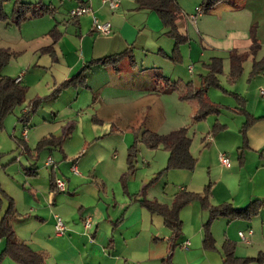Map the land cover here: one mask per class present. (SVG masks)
Listing matches in <instances>:
<instances>
[{
  "label": "crops",
  "instance_id": "0c3cea01",
  "mask_svg": "<svg viewBox=\"0 0 264 264\" xmlns=\"http://www.w3.org/2000/svg\"><path fill=\"white\" fill-rule=\"evenodd\" d=\"M21 1L47 5L53 9V14L27 20L28 23L18 27L20 33L30 23L33 26L41 23L46 24L44 26L49 27L48 30L57 27L58 35L54 43L53 38L46 32L14 38L11 41L20 46L19 49L31 51L34 57L27 66L19 67L11 77L27 88L26 100L22 107L14 110L15 116L6 120L4 127L0 129V218H3L9 206V201L5 198L7 196L12 199L16 213L15 216L7 218L16 240L36 253L41 264H162L169 255L172 264H176L179 255L184 257L186 264H223L225 242L234 247L235 257L249 259L247 264H264V208L250 222L227 219V223H219L220 233L213 227L212 221L209 231L214 245L211 249L204 248L202 228L188 231L185 228L183 230V226V234L179 233L177 240L181 251L171 248L169 239L172 232L163 218L150 213L139 203L143 198L141 193L146 187V181L160 174L154 184L147 187L144 196L149 201L171 205L177 192H168L169 177L163 180V174L169 173L164 171L168 152H146L142 157L146 167L142 166L138 182L135 174L122 187L127 159L119 161L116 152L119 150L128 154L129 145L135 137L134 129L138 126H132L131 120L124 118L127 123L121 128L122 124H118L120 119L109 120L105 115L98 117L96 111L89 116L82 112L81 108L84 106L80 98L87 99L88 94L93 100L97 96L98 102L108 106L120 104V100L123 104L134 105L141 102L144 95L157 94L160 99L161 96L175 94L179 104L195 102L181 101L176 92L163 94L154 90L153 80L145 82L144 68L138 69L134 64L130 66L128 61L120 63L117 70L92 66L85 73L86 86H70L59 92L56 98L50 96L58 86L75 77L89 62L134 48L144 31L141 27L146 26L148 21H160L156 13L149 9H138L135 0H121L114 10L102 0ZM178 1L180 8L175 1L178 8L176 20L178 25L187 27V58L191 63L207 53L210 55L209 60L221 58L223 63L227 62L230 66L228 58L232 50L239 53L248 51L252 35L250 27L255 29V37L259 43L264 42L260 27L264 23V0H245V5L242 6L238 5L239 0L218 3L213 10L224 12L225 16L232 19L233 21L227 22L230 26L221 29L222 22L210 25L201 17L197 23L198 29L193 33L189 26L196 25L195 18L191 17L201 8L197 6L200 0H194V11L186 8L181 0ZM12 6L13 3L9 7V14L7 6H3L6 15H10ZM78 6L89 8L90 14L73 19L70 12ZM247 6L256 10L253 17L257 18L250 21L248 27L240 24V16L236 15L237 9ZM93 19L100 23H109L110 33L102 35L96 32ZM130 21L146 23L135 26ZM49 46H52L53 55L42 52ZM262 57L264 54L260 59ZM246 61L252 64L253 58L249 57ZM206 65L202 63L207 71ZM38 70L50 73L52 83L47 85L46 94L36 92L33 97L40 98L42 95L53 102L47 113L42 111L38 114L37 110L27 123H23L20 118L28 109L27 102L31 99L27 100V95L35 82L31 79ZM193 70L194 67L188 66L190 74ZM262 72L256 85L249 84L247 88H242V92H237L244 96V102L242 105L239 102V106L246 113L243 114L245 122L248 116L255 121L246 132L245 144L240 134L241 139L236 138L232 142L238 157L234 169L221 170L220 173L214 171V176L212 175L209 202L213 206L229 201L236 194L233 190L235 186L237 191L240 190V184H235V180L238 182L241 176H247L250 182L264 178V99L260 94L264 91ZM178 80L183 81L180 78ZM65 132L68 135L59 147L36 149L43 138H57ZM224 134L226 131L221 130L214 137L208 135L205 142H212L216 146L217 140L224 138ZM72 136L76 137L74 146L70 145ZM192 145L191 142V153ZM219 155L220 153L214 156L215 163H206L209 169H231V163L229 168L220 164ZM202 156L201 153L200 161L203 160ZM49 158L52 160L50 165L47 164ZM145 158L149 160L145 161ZM73 167L77 169L78 175L72 172ZM28 169H33L34 174L28 173ZM56 179L66 183L64 192L55 187ZM259 180L262 179L257 180L259 184L264 183ZM130 183L139 184V190L135 191ZM181 191H187V188L181 187L179 192ZM253 198L258 196L253 193L243 197L237 192L231 203L233 207L239 208ZM258 199H264V196ZM180 215L179 213V218ZM56 217L64 225L61 236L55 233ZM200 219L201 222L206 219V212L200 214ZM238 233H242L248 243L242 241ZM186 241L189 242L188 250L182 247ZM5 248L6 240L0 238V264H24L4 253Z\"/></svg>",
  "mask_w": 264,
  "mask_h": 264
},
{
  "label": "rangeland",
  "instance_id": "374dc122",
  "mask_svg": "<svg viewBox=\"0 0 264 264\" xmlns=\"http://www.w3.org/2000/svg\"><path fill=\"white\" fill-rule=\"evenodd\" d=\"M177 4L179 3L178 0H175ZM182 4L186 8H192L194 11V0H181ZM13 3V0H8L5 5L8 8V14H9V7ZM201 0L198 1L197 6H200ZM238 5L242 6L245 5V0H239ZM179 6V4H178ZM180 8V6H179ZM185 13L184 9H181V11ZM236 15L240 16L239 23L244 26H249L250 21L256 20L255 12L256 10L254 8H251L249 6L245 8H239L236 10ZM188 14H191L187 12ZM195 15V14H194ZM192 15V16H194ZM204 17L209 24L222 22L221 29L226 28L227 22L231 21L232 19H229L227 16H225L224 12H220L219 10L216 11H210L207 13H202L201 16L195 15V21L196 25H190L189 28L191 30V33L196 32L197 23L199 22L200 18ZM159 19V17H158ZM134 20V19H133ZM160 20V19H159ZM233 21V20H232ZM264 21V19L262 20ZM224 22V23H223ZM23 23H28V21H22L19 25H17L14 21L6 20V21H0V51H2L3 54H8V56H5V61L3 62L1 68H0V76H6L11 78L16 74L19 67H25L27 64L34 60V57L31 53V51H24L22 49H19L20 46L15 45L12 43V39L14 38H20V37H29L34 36L36 34H42V32H46V34H50V30H48L49 27H46L40 23L36 26H33V24H28L26 28H23L22 32L19 31V26ZM34 23V22H33ZM131 24L141 25L146 23L145 21H130ZM148 24V25H147ZM260 26V25H259ZM261 27V33L263 31L264 34V23H262ZM179 32L186 35L187 39L188 31H186V25H178ZM141 29L144 31L141 32V36L138 39L137 45L132 48V56L134 61V66L139 68H144L145 72V82L154 80L159 77L163 76L165 78H168L172 81H176L179 78L182 79L184 82L192 81L194 86L196 88H200L202 85V77L206 75V70L203 68L202 63L204 64H210L211 60H209L210 55L205 53V56L199 57V59L191 63L188 60V42H183L178 45V52H174L175 48V39L171 36L167 35L168 29L164 26L162 21H148L146 23V26H142ZM48 30V31H47ZM193 30V31H192ZM252 31L253 34H255V29L253 27H250V32ZM194 39V38H193ZM196 42V40L194 39ZM261 42V41H260ZM196 44V43H195ZM260 50L257 55V59H260V57L264 54V42L263 44L260 43ZM123 50V49H122ZM124 51V50H123ZM121 52V51H119ZM2 53L0 52V60L2 58ZM180 55V58L182 57V61H175V59L170 58L171 56L175 57L176 55ZM80 55V54H79ZM229 59V58H228ZM247 61H244L242 65V73L240 77L234 82L230 83L228 80V74H229V66L227 62L223 63L222 60V73L218 76V81L220 88L210 87L206 92V97L211 101L212 103L219 106V112L218 113H211L207 115L204 119L200 121H193L192 116L197 111V106L195 103H183L179 104L177 99L175 98V94L172 96H161L159 99L157 94H150L148 96L144 95V98L141 102L134 104V105H126L121 103V100L118 102L120 104H111L106 105L104 103L98 102L97 96L95 99H91V96L87 94V99L82 97L80 98L82 105L84 108H81L83 113L89 114V116H92L95 114V111L98 114V117L101 116H107L109 120H119L122 124L121 128H123V125L127 123L124 118H128L131 120V125L136 127L138 125L143 124V128L148 129L152 132H155L157 134H168L169 132L176 130L181 127H186L188 129V136L191 139L192 145V156L196 158V166L192 171H185V170H170L166 171L169 172L168 174H163V180L166 179V177H169L170 184L168 185V192L171 194V192H177L180 193L179 190L181 187L187 188L186 192H192V193H201L203 189L207 186H210L213 184L212 175L214 176V171H217L220 173V171H232L234 169V166L236 165L238 161L237 152L232 147V142L234 139H241L239 136V132L245 123V116L240 114L239 111V102L237 98H235L232 94H239L238 91L242 92V88H247L249 84L256 85V81H259L261 78V75L251 77V71H252V64L246 63ZM188 66L194 67L193 73L190 74L188 72ZM264 72H262L263 74ZM34 82L33 87L30 88L27 100L31 99L27 104H32L35 100H40V106L37 110H39L38 114H41L43 111L44 113H47L49 110V106L53 102L52 100H47L46 97H42V95L46 94L47 92V85H50L52 83L51 75L47 71L44 70H38L31 79ZM227 91V92H225ZM38 92L41 97L35 98L33 95ZM33 93V94H32ZM32 97H31V96ZM239 97H244L241 94H239ZM48 101V102H47ZM123 101V100H122ZM124 102V101H123ZM16 112H13L10 114L6 120H8L11 117L15 116ZM84 115V114H83ZM82 115V116H83ZM90 118V117H89ZM5 120V121H6ZM89 124V123H88ZM124 125V126H125ZM215 125H222L224 126L223 131H226V134H224V138H219L217 140V145L213 146L212 142L207 143L205 142V139L209 135V137H214L215 135H212L213 127ZM119 126V125H118ZM88 130V128H87ZM130 132V130H129ZM131 133V132H130ZM241 135V134H240ZM73 138L70 139V145H75V136H72ZM208 137V138H209ZM226 137V138H225ZM235 137V138H234ZM134 140V137H133ZM133 140L130 143L129 147L133 144ZM136 155L133 162V169L131 171H128V167L126 168V173L123 176L122 179V187L125 184V181L129 180V177L136 174V181L138 182L139 174L141 173L142 166L144 165L142 161V157H144V154L146 152L149 153H155L156 151H161L162 153H166V151L159 147L156 149L159 150H153L148 149L143 143H137L136 145ZM231 150V151H230ZM203 154L202 158L203 160L200 161V154ZM223 154L226 156L230 163L232 168L229 170H223V169H209L207 162L214 161V156H218V154ZM114 154V153H113ZM126 154V156H125ZM113 156V155H112ZM116 157L120 161L123 158L127 159V153L124 151L116 152ZM144 159V158H143ZM148 161L149 159L145 158V161ZM11 166V165H9ZM146 167V164L144 165ZM166 167V166H165ZM215 167V166H214ZM136 171H139L136 173ZM143 171V170H142ZM165 175V176H164ZM159 178V175L156 174L154 177H151L146 181V187L150 188L151 185L154 184V182ZM153 182L151 183V181ZM258 179L261 182H264V178H257L254 179L253 182H250L248 177L243 175L241 176V179L235 180V184L239 183V189L237 191V188L234 187V191L239 192L241 196H248L250 194L255 193L258 198L261 196H264V183L259 184L257 182ZM203 180L206 182L203 183ZM160 183V182H159ZM163 183V181H162ZM162 183L160 187H162ZM130 186L132 188H135L136 190H139V184L134 185L133 183H130ZM119 188V187H118ZM140 188V187H139ZM147 190V188H146ZM176 193V194H177ZM160 195V194H158ZM234 195V196H235ZM161 196H164L163 194ZM234 196L230 197L227 202L232 205L231 200L234 198ZM251 198V197H250ZM258 198H253L258 199ZM210 199V197H209ZM238 200H240V196L238 197ZM249 200V199H248ZM246 201V203H243L242 207L246 206L249 201ZM250 200V201H251ZM211 203V202H210ZM223 203V204H224ZM238 203V201H237ZM240 205L242 204L239 203ZM215 206V205H214ZM241 208V207H239ZM263 209V208H262ZM204 210V211H203ZM206 212V219H204L201 222L200 214ZM180 220L183 222L181 224V231L180 233L183 234L184 228L188 231H195L199 228H202L203 234L205 233V225L208 223L209 220V211L206 209H203L201 206V203L199 201H193L189 203L187 206H185L180 211ZM253 219V218H252ZM252 219L250 221H252ZM221 221V222H220ZM224 221V222H223ZM246 221V222H250ZM215 229L217 232L220 233V225L219 223H227L226 218H216L213 220ZM212 224V223H211ZM210 224V227H211ZM209 227V230L211 228ZM211 232V231H210ZM180 237V235H179ZM178 237V238H179ZM178 238L174 240V250L181 251L178 243ZM172 243V241H170ZM173 251V250H172ZM171 251V252H172ZM174 252V251H173ZM174 264V263H173ZM176 264H186L185 259L182 255L177 256Z\"/></svg>",
  "mask_w": 264,
  "mask_h": 264
},
{
  "label": "trees",
  "instance_id": "16d2710c",
  "mask_svg": "<svg viewBox=\"0 0 264 264\" xmlns=\"http://www.w3.org/2000/svg\"><path fill=\"white\" fill-rule=\"evenodd\" d=\"M8 0H0V21L11 20L19 25L22 21L40 18L46 15L53 14V9L47 5L40 3H24L21 0H14L10 15H6L3 11V6ZM228 0H202L200 7L203 13L212 11L218 3L226 2ZM138 9H149L156 13L159 19L162 21L164 26L168 29L167 35L175 39L176 50L180 43L187 41V36L179 32L177 24V12L175 0H135ZM57 27L52 28L50 36L53 38V43L57 40ZM52 43V44H53ZM260 50V43L256 39L255 34L252 33L250 47L247 52L239 53L238 51L232 50L229 53V74L228 80L230 83H234L242 74V65L249 57L253 58L252 71L250 76L254 77L259 75L264 70V57L256 60L257 54ZM2 53V51H0ZM42 52L53 55L52 46L46 47ZM8 54L2 53L0 60V68L5 61V56ZM170 58L175 61H180V55ZM128 61L130 66H133V56L131 49H126L120 53L105 56L89 62L84 65L80 72L72 79L63 82L58 86L52 93L51 97L56 98L59 92L67 87H84L86 86L85 73L92 66H104L111 69L117 70L120 63ZM207 73L202 77V85L200 88L194 87L191 81L183 82L180 80L172 81L163 76L157 77L154 81V90L159 91L163 94H169L176 92L179 95V99L185 102H195L197 104V111L192 117L193 121H200L211 113H218L219 106L209 101L206 97V92L210 87L220 88L218 76L222 73V59L212 58L210 64L206 65ZM227 92V91H225ZM27 88L20 85L19 82H15L14 79L0 76V129L4 127L6 118L14 112L16 108L22 107L26 100ZM237 98L238 102H244L242 97L236 94H232ZM40 100H35L28 106V109L21 116L20 120L23 123H27L31 116L40 107ZM239 106V113L245 114L242 106ZM247 117V116H246ZM255 119L253 117H247V121L243 124L240 134L246 142V132L248 128L253 124ZM224 129L222 125H215L213 127L212 135H216L218 132ZM134 143L129 147L127 154V167L128 171L133 169V162L136 155V144L143 143L148 149L163 148L168 152V160L164 171L170 170H185L192 171L196 166V158H194L190 152L191 139L188 136V129L181 127L176 130L169 132L168 134H157L143 126L138 125L134 129ZM65 132L60 137L43 138L37 145V150L46 148L47 146L59 147L62 141L67 137ZM28 173L32 172L33 169H28ZM160 175V174H158ZM154 179H152L151 183ZM145 187L141 193L142 199L139 203L150 213L160 215L165 225L171 230L172 237L169 239L172 241L170 247H174V240L179 237L181 231V220L179 218L180 211L193 201H199L203 209L209 211V220L205 225V233L203 239V245L206 249L213 248L214 240L211 237L209 226L210 223L216 218H226L228 220H241L250 221L252 218L259 215L262 208H264V199H254L241 208H235L229 203L213 206L209 202L210 197V186L203 189L201 193H192L181 191L177 193L170 206L160 204L156 201H149L145 198ZM9 201V206L3 216L0 218V238H5L6 248L4 253L9 254L13 259L24 264H41L39 256L31 251L26 245L19 243L14 237V232L11 226L8 224L7 218L15 216V210L13 208L12 199L5 196ZM224 250V261L223 264H247L249 259H241L234 256V247L229 243L225 242L223 245ZM162 264H172L170 255L162 261Z\"/></svg>",
  "mask_w": 264,
  "mask_h": 264
},
{
  "label": "built area",
  "instance_id": "2783aa9c",
  "mask_svg": "<svg viewBox=\"0 0 264 264\" xmlns=\"http://www.w3.org/2000/svg\"><path fill=\"white\" fill-rule=\"evenodd\" d=\"M120 1L121 0H102V2L104 4H107L108 7L112 10L116 9L119 6ZM90 12L91 11L89 8H87L85 6H78V7L74 8L73 10H71L70 16L73 19H76V18H79L81 16L88 15V14H90ZM202 13L203 12H202L201 8H198L196 10L197 16H201ZM194 18H195V15L191 17V19H194ZM93 27H94L96 32H98L102 35H108L111 31V26L109 23H100L96 19H93ZM260 94H261V97L264 99V91H261ZM219 162L225 168L230 167L229 159L226 156H224L223 154L219 155ZM47 164L48 165L52 164V160L50 158L47 160ZM72 172L74 174L78 175V171L74 167L72 168ZM54 184H55V187L57 188V190H59L60 192H64L66 190V183L63 180L56 179ZM55 233L58 236H61L64 233V225H63L61 219L58 217H56ZM238 236L242 241L248 243V241L246 240V238L243 236L242 233H238ZM182 247L184 250H188L189 249V242L186 241Z\"/></svg>",
  "mask_w": 264,
  "mask_h": 264
}]
</instances>
